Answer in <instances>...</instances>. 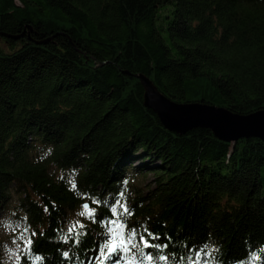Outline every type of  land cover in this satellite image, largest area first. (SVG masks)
<instances>
[{
  "label": "trees",
  "instance_id": "trees-1",
  "mask_svg": "<svg viewBox=\"0 0 264 264\" xmlns=\"http://www.w3.org/2000/svg\"><path fill=\"white\" fill-rule=\"evenodd\" d=\"M140 74L178 102L263 109L264 0H0V215L20 192L36 233L23 262L90 259L104 226L69 234L68 214L87 199L112 218L135 167L154 185L122 219L165 254L264 264V140L167 128Z\"/></svg>",
  "mask_w": 264,
  "mask_h": 264
},
{
  "label": "snow or ice",
  "instance_id": "snow-or-ice-1",
  "mask_svg": "<svg viewBox=\"0 0 264 264\" xmlns=\"http://www.w3.org/2000/svg\"><path fill=\"white\" fill-rule=\"evenodd\" d=\"M50 151V150H49ZM75 170H73L74 172ZM63 179V177H61ZM71 190L75 191L77 189V184L74 179L68 181ZM126 183V181H125ZM123 196V192L120 193ZM100 200L93 199V204H100ZM106 203V201H105ZM118 208L120 211H118ZM82 211L78 213L80 217H88L94 223L102 224L104 230L101 234V241L97 247V256L95 264H201V255L200 251H203L207 248V245L203 246V249L200 251L193 252L192 249H189L187 253L177 255L175 252L165 254L163 249L168 247V244L160 245L150 242L151 240L159 239L158 236H155L148 228H144L143 232L147 234L150 239H146L145 235L139 232V229L134 226H129V224L122 219L124 215H131L130 209L120 202L119 199L115 200V203L112 204L109 208L111 217L110 218H98V212L95 208H90L88 203L82 205ZM45 211H48L45 208ZM85 225L79 221L76 224H73L72 227L68 229V233L71 234L75 232L77 228L83 229ZM28 232V228L25 227L21 232V238L24 237V234ZM35 236L36 233L31 234ZM82 233L76 232V237H80ZM137 236L139 239L137 240ZM71 237L65 236L62 237L64 242H67ZM74 244L81 243L80 239H74ZM25 249L28 253H32L33 240L31 238L24 241ZM145 249H156L155 252H146ZM64 257H68V252L62 253ZM208 255V253H205ZM34 259L39 260V256H35ZM253 259H258L254 257ZM203 264H210L208 260H204Z\"/></svg>",
  "mask_w": 264,
  "mask_h": 264
},
{
  "label": "water",
  "instance_id": "water-1",
  "mask_svg": "<svg viewBox=\"0 0 264 264\" xmlns=\"http://www.w3.org/2000/svg\"><path fill=\"white\" fill-rule=\"evenodd\" d=\"M139 77L145 88V104L157 112L167 128L182 133L194 127H208L228 141L250 136L264 140V108L243 114L205 102H178L160 91L145 74Z\"/></svg>",
  "mask_w": 264,
  "mask_h": 264
},
{
  "label": "rangeland",
  "instance_id": "rangeland-1",
  "mask_svg": "<svg viewBox=\"0 0 264 264\" xmlns=\"http://www.w3.org/2000/svg\"><path fill=\"white\" fill-rule=\"evenodd\" d=\"M141 162L142 159L137 158L136 166ZM135 169V167L131 168V175L128 176L125 180L126 183L124 182L122 184L120 191L115 195V200L119 199L120 202L127 207L131 202L132 196L136 193V190L143 192L144 196L148 194L150 186L152 187L154 185V179L156 176L152 170H149L145 175H133L137 173ZM121 192H123V196L120 195ZM21 196L20 192L13 189L11 201L0 215V239L2 243L4 264H31L30 261L23 262L25 256L29 258L31 257L25 249L24 241L29 238L32 239L31 234L34 232V229L28 223L27 213L21 206ZM115 200L112 204L115 203ZM88 201L89 200L87 199L85 200L86 203H88ZM82 205L69 212L67 222L69 228L78 221L84 223V221L89 219L88 217H80L78 215V213L83 210ZM89 206L90 208L96 207L91 204H89ZM118 211H120L119 208ZM110 219H114V217ZM25 227L28 228V232L24 234L23 238H21L20 234ZM138 239L139 238L137 237V240ZM98 240V244L102 242L101 234L98 235ZM97 247L96 252L92 254L90 259L84 264H95Z\"/></svg>",
  "mask_w": 264,
  "mask_h": 264
}]
</instances>
